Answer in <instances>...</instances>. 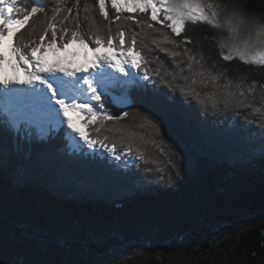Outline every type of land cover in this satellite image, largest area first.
I'll use <instances>...</instances> for the list:
<instances>
[{"label":"snow or ice","instance_id":"snow-or-ice-1","mask_svg":"<svg viewBox=\"0 0 264 264\" xmlns=\"http://www.w3.org/2000/svg\"><path fill=\"white\" fill-rule=\"evenodd\" d=\"M97 7L107 21L103 27L94 15ZM226 11L213 0H84L83 4L74 0L71 6L67 0L47 4L33 0L31 5L26 0H0V163L10 161L9 140L15 153L23 154L27 161L37 145H51L59 137L68 141L70 154L99 157L102 165L110 156L120 162L118 168L141 176L147 185L174 187L186 174L188 154L168 131L161 113L151 107L137 110V127L145 130L137 132L116 127L129 117L127 110L114 115L105 108L110 89L135 88L147 93L149 85L154 96L169 104L179 102L202 120L231 110L234 123L255 132L259 159L264 160V90L260 92L261 106H257L255 83L234 82L226 69L208 63L211 58L202 50L189 48L190 38L177 39L189 23L226 27L229 35L219 41L220 58L264 66V38L259 34L253 38L250 32L242 37L235 23L244 24L242 13L234 11L229 17ZM140 14L147 18L138 19ZM30 22L31 28L24 32ZM148 40L150 44L145 43ZM76 43L91 51L93 59L82 66H71L72 60L65 65V59L78 55L72 50ZM102 49L114 51L109 55ZM154 50L169 58L172 67L159 55L150 58L148 53ZM59 52L65 57L56 56ZM49 53L56 56L51 64L46 59ZM156 61L159 63L153 68ZM113 103L131 107L127 96ZM73 116L84 120L87 131L77 126ZM108 132L120 133V138L102 134ZM117 177L120 182L126 174L117 173ZM18 180H26L22 170ZM48 183L51 190L58 191L64 179L53 173ZM10 238V251L0 252V264H49L29 259L27 253L49 246L68 248L78 236L75 230L57 231L51 218L42 222L31 211H24Z\"/></svg>","mask_w":264,"mask_h":264},{"label":"trees","instance_id":"trees-1","mask_svg":"<svg viewBox=\"0 0 264 264\" xmlns=\"http://www.w3.org/2000/svg\"><path fill=\"white\" fill-rule=\"evenodd\" d=\"M215 1L227 10L226 16L242 13L247 26L249 20L254 33L264 38V0ZM39 2L47 4L49 0ZM73 2L67 0L68 6ZM26 3L31 5L33 0ZM109 14L114 15L111 8ZM94 15L102 27L107 24L98 7ZM137 18L146 19L147 14ZM82 27L87 28L86 21ZM130 27L139 31L134 24ZM30 28L31 22L23 31ZM112 31H116L115 24ZM228 35L225 27L189 23L177 39L190 38L192 43L187 46L202 50L211 58L208 63L226 69L234 82L255 83V103L261 106L264 66L223 61L219 41ZM148 55H159L172 67V61L159 50ZM110 92L127 96L131 103L126 108L116 106L111 96L106 100L105 108L111 114L125 110L130 114L116 127L142 132L145 130L137 127V110L151 107L161 113L168 131L188 154L185 176L174 187L147 185L141 176L108 163V159L102 165L98 157L70 154L68 141L59 137L51 145H37L25 161L9 140L10 161L0 163V252L10 251L15 224L22 212L31 211L42 222L51 218L57 231L75 230L78 236L68 248L49 246L27 253L29 259L49 264H264V160L259 159L255 132L234 123L231 110L202 120L179 102L169 104L154 96L150 85L147 93L135 88ZM102 134L120 138L116 132ZM21 170L24 182L18 180ZM53 173L64 179L58 191L51 190L48 183ZM117 173L126 174V178L117 182Z\"/></svg>","mask_w":264,"mask_h":264},{"label":"rangeland","instance_id":"rangeland-1","mask_svg":"<svg viewBox=\"0 0 264 264\" xmlns=\"http://www.w3.org/2000/svg\"><path fill=\"white\" fill-rule=\"evenodd\" d=\"M213 2L216 3L215 0H213ZM236 24L240 27V32H241V36L242 37H246L247 33H249V32L252 34L253 38L256 36L254 31L250 28L251 24H250L249 20H248V26H247V21L246 20H244V24L243 25H239V22L236 23ZM72 50L75 51L76 53H78V55H76L75 57H68L67 59H65L64 60L65 65H67L68 60H72L71 66H74V64H78V63H81V62H83V65H86L93 59L92 52L89 51L87 48H85L82 44H79V43L74 44L72 46ZM101 51L102 52L106 51L109 55L113 54V52H111L109 50H103L102 49ZM56 56H58L60 58H64L65 57V53L59 52V53L56 54ZM56 56H53L52 53H49L47 55V57H46L48 63L51 64L53 62V60L56 59ZM113 98L115 99V101H117V103H119V101L121 100L122 97L113 96ZM79 127L82 130L87 131V129L84 127L83 120H81V124L79 125ZM110 161H111V159H110ZM112 162H115V161L113 160ZM115 163H120V162H115Z\"/></svg>","mask_w":264,"mask_h":264},{"label":"bare ground","instance_id":"bare-ground-1","mask_svg":"<svg viewBox=\"0 0 264 264\" xmlns=\"http://www.w3.org/2000/svg\"><path fill=\"white\" fill-rule=\"evenodd\" d=\"M20 75L23 76V73L21 72ZM73 119L76 121L77 126L79 127V125H80V123H81V120L78 119L76 116H73Z\"/></svg>","mask_w":264,"mask_h":264}]
</instances>
